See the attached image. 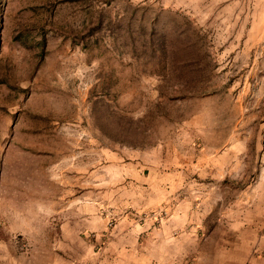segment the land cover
Here are the masks:
<instances>
[{
	"label": "rangeland",
	"instance_id": "1",
	"mask_svg": "<svg viewBox=\"0 0 264 264\" xmlns=\"http://www.w3.org/2000/svg\"><path fill=\"white\" fill-rule=\"evenodd\" d=\"M136 5L135 32L190 27L202 84L179 92L164 57L108 34L74 40ZM249 26L185 0H0V264H122L131 222L171 221L184 237L168 250L196 247L203 264L219 236L245 237L264 217V21ZM146 234L143 264L197 257L150 260Z\"/></svg>",
	"mask_w": 264,
	"mask_h": 264
},
{
	"label": "crops",
	"instance_id": "2",
	"mask_svg": "<svg viewBox=\"0 0 264 264\" xmlns=\"http://www.w3.org/2000/svg\"><path fill=\"white\" fill-rule=\"evenodd\" d=\"M187 4L204 3L206 8L215 7L216 10H222L223 12H233L238 15L244 14L246 20L251 21V26H249L248 32H251L253 29V25L255 21L262 20L264 21V0H185ZM187 6V8H186ZM182 9L189 15V6L184 5ZM187 9V11H186ZM192 16V15H191ZM260 30V35L264 36V27ZM153 223L145 222L142 226L143 229L139 227L137 223H125L121 229L123 231L120 232V236L116 237L119 241L121 247L119 248L118 253L124 251V262L122 264H143L140 261L139 253L145 248L139 249L138 240L142 232L147 233L145 236L144 242L147 240H153L152 245H158L157 248L149 247L150 260L153 258L155 261L160 259V255L158 259L157 256L153 254H163V248L167 250L165 256H163L166 260H180L188 256V251L190 253H195L197 257H194L192 264H203L200 261L201 253L197 248H188L187 250L184 246L183 249L173 248L172 250H168V244L178 245L181 242V236H171L170 232L175 227V224L172 225L171 221L166 222L165 224L161 223L159 226H155L156 230L153 231L152 228ZM251 228L247 235L244 237L237 236L235 241H231L230 244L223 245V238L219 236V245L214 249L212 257L207 264H264V217L262 219H258L257 222H250ZM179 228L180 225H177ZM192 240V239H190ZM166 246V247H165ZM193 246V245H190ZM127 252V253H125ZM169 254V256L167 255ZM120 256V254H119ZM137 256V257H136ZM162 258V257H161ZM122 260V259H121ZM151 262L149 261L150 264ZM180 263V262H179ZM172 264V263H171Z\"/></svg>",
	"mask_w": 264,
	"mask_h": 264
},
{
	"label": "trees",
	"instance_id": "3",
	"mask_svg": "<svg viewBox=\"0 0 264 264\" xmlns=\"http://www.w3.org/2000/svg\"><path fill=\"white\" fill-rule=\"evenodd\" d=\"M139 10L138 5L126 7L124 17L116 22L97 16L93 23L75 35L74 40L82 49H86L91 45H97L101 34H108L113 45L120 40L133 58L144 57L153 60L158 54L164 57L166 74L174 79L173 83L179 87V92L192 90L196 84H202L201 81H197L203 72L202 61L206 54L189 25L187 26L189 33L185 29L174 28L169 33L160 34L155 31L153 24L147 30L139 27L135 32L132 25L133 20L141 15ZM132 122L131 119H126V128L132 126Z\"/></svg>",
	"mask_w": 264,
	"mask_h": 264
}]
</instances>
